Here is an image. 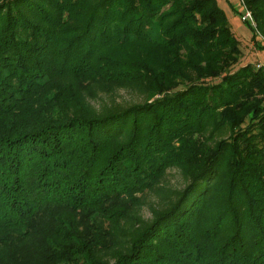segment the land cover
Segmentation results:
<instances>
[{"label":"trees","instance_id":"16d2710c","mask_svg":"<svg viewBox=\"0 0 264 264\" xmlns=\"http://www.w3.org/2000/svg\"><path fill=\"white\" fill-rule=\"evenodd\" d=\"M241 57L217 0H0V264H264V68ZM173 167L189 181L146 222Z\"/></svg>","mask_w":264,"mask_h":264},{"label":"rangeland","instance_id":"374dc122","mask_svg":"<svg viewBox=\"0 0 264 264\" xmlns=\"http://www.w3.org/2000/svg\"><path fill=\"white\" fill-rule=\"evenodd\" d=\"M217 3L226 12L231 29L241 43L242 57L233 69L236 70L247 63H254L256 68L261 66L264 68V49H260L255 44L253 39L254 31L249 24L251 21L243 19L244 0H217ZM256 29L258 34L256 41L264 43V35L258 30L257 25ZM259 64L260 66H258ZM148 98H150V95L144 90L142 85L138 84L121 87L113 92H101L94 99L93 88L88 91L90 106L96 107L99 112H110L126 108L136 103H143ZM229 134L230 129L225 127L217 132L211 133L209 131L205 138L214 144L223 138H227ZM188 181L189 177L182 169L178 167L168 169L161 182L153 190L147 191L142 197L143 202L137 208L138 217L140 216L146 222L152 221L157 211L166 208L171 202L176 200ZM134 227V224L128 222L127 225L124 224L121 231L126 232L127 228L133 229Z\"/></svg>","mask_w":264,"mask_h":264},{"label":"built area","instance_id":"2783aa9c","mask_svg":"<svg viewBox=\"0 0 264 264\" xmlns=\"http://www.w3.org/2000/svg\"><path fill=\"white\" fill-rule=\"evenodd\" d=\"M244 11H243V19L244 20H249L251 21V23L254 25V27L256 28V22L253 18L252 12L251 10L246 6V4H244ZM259 33V32H258ZM260 66V64L258 65Z\"/></svg>","mask_w":264,"mask_h":264}]
</instances>
